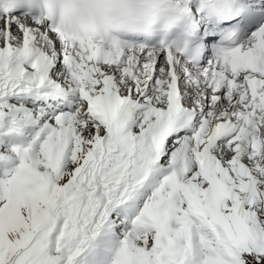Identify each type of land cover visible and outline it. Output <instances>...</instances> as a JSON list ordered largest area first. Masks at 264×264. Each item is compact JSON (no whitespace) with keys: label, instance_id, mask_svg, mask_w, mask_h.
Wrapping results in <instances>:
<instances>
[{"label":"snow or ice","instance_id":"obj_1","mask_svg":"<svg viewBox=\"0 0 264 264\" xmlns=\"http://www.w3.org/2000/svg\"><path fill=\"white\" fill-rule=\"evenodd\" d=\"M0 264H264V0H0Z\"/></svg>","mask_w":264,"mask_h":264}]
</instances>
